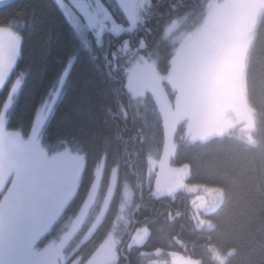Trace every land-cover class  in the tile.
Wrapping results in <instances>:
<instances>
[{
    "label": "snow or ice",
    "instance_id": "snow-or-ice-1",
    "mask_svg": "<svg viewBox=\"0 0 264 264\" xmlns=\"http://www.w3.org/2000/svg\"><path fill=\"white\" fill-rule=\"evenodd\" d=\"M161 2L52 0L43 15L0 18V264H130L134 249L159 256V247L140 249L158 217L185 215L170 207L184 192L204 193L190 201L188 219L205 234L209 264H264L254 206L264 213V56L256 51L264 0H176L167 11ZM96 74L118 83L114 108ZM35 80L46 83L33 96ZM149 103L156 130L147 175L134 173L130 185L120 174L132 153L118 126L110 136L88 125L98 109L107 124ZM61 106L62 123L77 127L53 134ZM136 140L143 149L142 132ZM225 143L203 182H191L193 160L174 166L181 148ZM146 184L150 199L170 203L137 219ZM224 233L236 242H222ZM182 264L205 261L193 254Z\"/></svg>",
    "mask_w": 264,
    "mask_h": 264
},
{
    "label": "trees",
    "instance_id": "trees-1",
    "mask_svg": "<svg viewBox=\"0 0 264 264\" xmlns=\"http://www.w3.org/2000/svg\"><path fill=\"white\" fill-rule=\"evenodd\" d=\"M176 2V0H162L160 4V11H167L170 4ZM52 0H9L7 4L0 6V18L6 16H16L18 14H31L33 11L39 16L45 14L51 7ZM155 24V21H153ZM39 37H37V40ZM256 51L258 56H264V34H261L256 41ZM25 58L28 60H34L35 57L33 53L29 50L25 53ZM23 66V62H21ZM96 81L98 87L104 89L106 102L115 107V100L113 98L112 91L118 87V83L115 80L106 81L104 78L96 74ZM46 82L35 80L32 85L33 96H36L39 92L44 90V84ZM4 93L0 91V96ZM257 99L264 100V93H261L260 85H257ZM62 109L57 113L56 119L52 122L51 130L53 134L57 132H63L71 130L77 125L62 123ZM21 115L27 118V112L21 109ZM105 115L99 109L95 116V122L89 124L88 127L93 129H98L103 135L115 136L117 131V126L119 128L120 135L124 140H127L129 152L132 153L130 156H126L125 159L129 163L128 168H121V180L125 173H127L128 181L130 185L136 183V176L134 173H139L143 171L144 175H147V147L151 143V137L153 132H155L156 125V113L153 110L151 103L147 107L141 106L140 114L137 115L133 110L128 111L127 120L117 119L113 120L108 117V123L104 124ZM264 131V130H262ZM143 134V137L147 138L143 149L141 144L137 142L136 137L138 133ZM158 135V133H157ZM120 145V142L113 139V148ZM229 148L227 143L223 145H213L209 148H188L184 147L180 149L179 155L175 157L174 166H179L181 163L188 162V160H193L194 163L198 165L192 173V183L203 182L207 179V174L205 168L210 162L211 157L218 151H225ZM160 154L163 153V144L159 143ZM121 151L123 152L122 146ZM139 151V155H137ZM153 187V184H152ZM139 195V193H137ZM191 196L189 193L184 192L180 194L179 198L170 204L171 210L175 212L177 208L185 212L182 218H177L176 221L167 222L164 217H158V222L154 226L152 239L148 241L147 247L140 249V251L151 252L152 249L159 247L162 249V254L159 256L153 255L152 257H141L137 255V250H132L128 253V259L130 264H150V259H158L161 263L167 264L169 260L170 252H177L185 256L193 255L203 256L205 264H209V257L204 249V239L205 234L194 231L193 225L194 221H190L188 216L190 215L191 209ZM119 194L117 193L116 203L112 205L113 210H118ZM137 203L142 204L140 208L137 219H142L143 216H154L155 211H164L163 205H167L170 202L164 201L160 202L155 199H150L147 192V184L145 185L144 199L143 201L137 200ZM254 206L257 214V226L264 222V213H261L259 204L254 202ZM135 225H133L134 227ZM176 237L177 240H173ZM224 243H234L236 238L233 235L224 233L221 237ZM178 241V242H177ZM239 259V258H237Z\"/></svg>",
    "mask_w": 264,
    "mask_h": 264
},
{
    "label": "rangeland",
    "instance_id": "rangeland-1",
    "mask_svg": "<svg viewBox=\"0 0 264 264\" xmlns=\"http://www.w3.org/2000/svg\"><path fill=\"white\" fill-rule=\"evenodd\" d=\"M8 2H9V0H8ZM0 6H3V5H0ZM176 167H178V166H176ZM157 170H158V168H157ZM154 188H155V182L153 180V189ZM189 194L191 196V200L194 199L196 195H204L203 192H192V193H189ZM171 253H176L177 255L172 256ZM184 257H187V256L182 255V254L177 253V252H170L169 260H168L167 264H172L173 261H175L176 264H182V258H184ZM161 264H163V263H161Z\"/></svg>",
    "mask_w": 264,
    "mask_h": 264
}]
</instances>
